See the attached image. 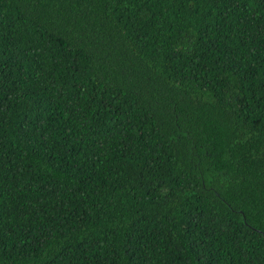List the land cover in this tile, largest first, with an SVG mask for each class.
<instances>
[{"label": "trees", "instance_id": "trees-1", "mask_svg": "<svg viewBox=\"0 0 264 264\" xmlns=\"http://www.w3.org/2000/svg\"><path fill=\"white\" fill-rule=\"evenodd\" d=\"M0 264H264V0H0Z\"/></svg>", "mask_w": 264, "mask_h": 264}]
</instances>
